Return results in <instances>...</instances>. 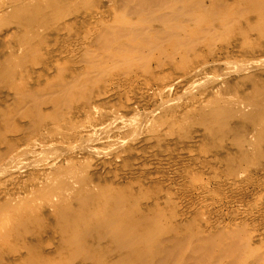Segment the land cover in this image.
Instances as JSON below:
<instances>
[{
    "label": "rangeland",
    "instance_id": "374dc122",
    "mask_svg": "<svg viewBox=\"0 0 264 264\" xmlns=\"http://www.w3.org/2000/svg\"><path fill=\"white\" fill-rule=\"evenodd\" d=\"M0 264H264V0H0Z\"/></svg>",
    "mask_w": 264,
    "mask_h": 264
},
{
    "label": "bare ground",
    "instance_id": "6f19581e",
    "mask_svg": "<svg viewBox=\"0 0 264 264\" xmlns=\"http://www.w3.org/2000/svg\"><path fill=\"white\" fill-rule=\"evenodd\" d=\"M107 222H108L109 225L112 226L111 228L113 229V231H115V233H118V232H120L121 230H123V232L126 231V233H127L128 229H129V228H127V230H126V228H123V229H122L121 225L119 226L120 223L117 224V221H114V220H111V221L109 220V221H107ZM118 222H119V221H118ZM112 229H111V230H112ZM124 229H125V230H124ZM130 229H131V228H130ZM131 231H132V230H131ZM147 231H148V230H147ZM131 233H132V232H130V230H129V234H130V235H131ZM145 233H146V232H145ZM146 235L149 237L148 234H146ZM146 235H145V238H147ZM152 235H153V234H152ZM150 238H151V236H150Z\"/></svg>",
    "mask_w": 264,
    "mask_h": 264
}]
</instances>
